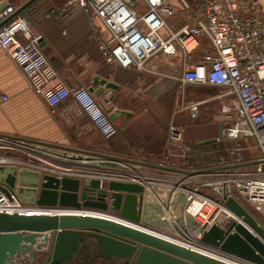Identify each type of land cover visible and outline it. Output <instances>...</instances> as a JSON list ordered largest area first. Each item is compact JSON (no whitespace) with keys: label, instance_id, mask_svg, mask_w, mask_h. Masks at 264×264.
I'll return each mask as SVG.
<instances>
[{"label":"built area","instance_id":"obj_1","mask_svg":"<svg viewBox=\"0 0 264 264\" xmlns=\"http://www.w3.org/2000/svg\"><path fill=\"white\" fill-rule=\"evenodd\" d=\"M139 1L66 0L64 7L52 10V13H66L69 8L78 6L84 13L97 16L109 33L108 39L98 38L103 58L108 64H116L125 69L144 70L146 62L156 54L175 56L182 53L184 59H189L199 47V37H206L213 52L205 53L199 63L184 71L181 82L184 86L220 87L223 90L220 98L227 100L222 113L230 122L223 129L222 139L237 143L254 139L264 155V0H196L198 7L195 9L187 0H175L174 3L173 0ZM180 4L186 9L187 22L180 28L173 29L167 24V19L179 15ZM15 13L16 8L8 6L0 12V23ZM0 51L10 55L27 77L30 87L49 106L54 108L72 98L79 113L88 116L105 140L117 136L118 127L107 111V107L112 105L110 99L103 105L87 87L70 89L43 53L40 37L32 35L24 19L15 16L0 27ZM8 99L7 95L0 93V105ZM191 111L193 117H196L198 106H193ZM170 140L176 145L181 142V135L175 127L171 128ZM1 141L4 139L1 138ZM10 147L13 149L23 146L16 141ZM10 147L4 148L0 143V150H10ZM35 155L40 160L29 166L45 171L49 176L99 180L101 188H104L107 179L110 182L138 184L144 188L160 186L187 193L192 200L185 211L199 222V226L191 234V240L196 246H200L204 233L215 225L227 230L234 223L241 224L264 243V239L248 223L226 207V199L214 188L221 185L225 192L230 187L228 197L231 196L242 204L240 198H243L246 205L264 215V156L251 164H245L246 161L207 171L211 174V179L198 182L195 177L199 175L194 174V171L187 173L183 181L150 179L141 175L138 170L125 173L116 168L62 165L58 161L56 164L52 159ZM1 165L28 166L18 159L3 155L0 156ZM159 166L163 169L168 167L164 164ZM206 188L213 190L218 197L202 193V189ZM12 198L13 202H10L0 192V214H31L47 210L37 206L22 207L16 195L12 194ZM196 200L200 209L192 214L189 209ZM22 209L28 211L21 212ZM258 224L264 229V226ZM235 232L233 229L231 233ZM220 253L224 252L220 250ZM228 255L233 256L229 260L236 264H258ZM222 262L233 264L224 260Z\"/></svg>","mask_w":264,"mask_h":264},{"label":"crops","instance_id":"obj_2","mask_svg":"<svg viewBox=\"0 0 264 264\" xmlns=\"http://www.w3.org/2000/svg\"><path fill=\"white\" fill-rule=\"evenodd\" d=\"M29 1L0 0V3L6 2L17 11ZM65 1L37 0L16 18L24 19L32 35L40 37L45 44L43 53L70 89L89 88L97 76L107 79L119 89H105L97 97L98 100L105 105L110 99L112 105L107 110L114 106L131 115L119 116L114 121L118 127L117 136L105 140L88 116L79 113L72 98L54 108L49 106L30 87L27 77L10 55L0 51V93L9 98L0 105V143L4 148L20 139L86 151L144 165L134 164L139 167L134 169L128 166L116 168L120 172L138 170L150 179L168 178L174 181H183L187 173L195 171L184 166L197 165L200 156H206L210 164L208 169L202 170L204 172L240 162L251 164L255 160L238 154L243 152L238 150L243 148L241 142L223 138L217 143H204L218 139L221 131L230 125L222 113L227 100L220 98L223 91L220 87L184 86L181 82L184 71L199 63L205 53L213 52L206 37H199V47L189 59H184L182 53L175 56L156 54L146 62L144 70L125 69L108 64L103 58L98 38L108 39L109 33L97 16L84 13L78 6L69 8L66 13H52V10L64 7ZM190 5L194 9L198 7L196 0H192ZM186 18V14H182V18L176 19L178 21L169 27L180 28L187 22ZM180 20L184 23L180 24ZM163 33L166 34V31ZM195 105L199 111L193 117L191 109ZM172 127L181 135V142L177 145L170 140ZM19 148L0 150V156L11 158L31 150L52 159L35 149ZM161 164L168 167L163 169L159 166ZM18 169L22 168L18 166ZM211 177L207 172L196 176L195 181L207 182ZM203 190L202 193H205ZM211 191L210 194L218 197ZM15 264H18L17 261Z\"/></svg>","mask_w":264,"mask_h":264},{"label":"water","instance_id":"obj_3","mask_svg":"<svg viewBox=\"0 0 264 264\" xmlns=\"http://www.w3.org/2000/svg\"><path fill=\"white\" fill-rule=\"evenodd\" d=\"M35 1L30 0L23 5L14 15L0 23V27ZM7 7L8 3L1 2L0 12ZM44 46L40 41V47ZM105 89L117 91L119 87L97 76L88 88L96 97ZM107 111L113 121L121 115H131L114 106ZM222 132L218 139L204 143L221 141ZM17 143L67 164L96 168H139L134 165L139 163L116 157L20 139ZM139 165L144 166L142 163ZM214 188L226 199V207L264 239V229L258 221L240 201L228 197L230 187L225 192L221 185ZM0 192L10 202H13L14 194L23 204L58 211L50 214L46 211L0 214V264H15L13 262L16 259L19 264H68L87 246L92 252L87 264H104L99 260L106 264H227L116 220L88 214H111L191 241V234L199 222L185 211L192 200L185 192L160 186L144 188L138 184L114 181L104 188H101L99 180H88L81 185L80 180L42 177L38 172L26 169L19 171L16 166H0ZM69 209L83 213L63 212ZM233 229L235 233H231ZM42 236V241H38ZM200 243L204 247L219 248L224 253L264 264V243L241 224L234 223L227 230L215 225L204 233ZM32 246L48 249L34 251ZM24 255L27 259H21Z\"/></svg>","mask_w":264,"mask_h":264},{"label":"rangeland","instance_id":"obj_4","mask_svg":"<svg viewBox=\"0 0 264 264\" xmlns=\"http://www.w3.org/2000/svg\"><path fill=\"white\" fill-rule=\"evenodd\" d=\"M136 2H140L139 0H135ZM175 2V0H173V3ZM187 2L189 4H192V0H187ZM142 5V4H141ZM178 11H179V15L181 14L180 17H176L175 19L173 18H168L167 19V24L170 26V24H173L175 21H178L180 18H182V14L184 15L185 12H186V9L180 4L178 5ZM178 19V20H176ZM183 20H180V24H183ZM181 26V25H180ZM250 141V143H249ZM241 145L243 147V152L242 153H238L240 156H244V158L246 159H258L262 156H264L261 151V149L259 148L257 142L254 140V139H249V140H243L241 142ZM30 153V154H29ZM27 154H22V153H17V155L14 157L12 156L11 158H16L18 160H20L22 163H25L27 164L28 166H24V167H21L23 169H26V170H29V171H33V172H38L40 173V175L42 177L44 176H49V175H46L47 172L45 171H42L39 169H35V168H32V166H29V165H34V162L37 163V160H40L38 157H36V155L32 152H29ZM253 157V158H252ZM10 158V157H9ZM38 158V159H37ZM44 159H47L44 157ZM199 160H200V163H198L197 165H190V164H186L184 167H189L193 170H195L194 174H197V175H202L203 173H206L202 170H205V169H208L209 168V163H207V158L206 156H200L199 157ZM39 162V161H38ZM57 164V162H56ZM8 166V165H7ZM12 166H15V165H12ZM18 167V166H17ZM208 167V168H207ZM102 168H106V167H102ZM19 170V169H18ZM45 173V174H44ZM53 177V176H52ZM54 178L58 179V180H63V179H72V180H80L81 182V185H83V183L85 181H88V180H93V179H89V178H81V177H76V178H58V177H55ZM42 182V180H41ZM109 180L105 179V183H104V186L108 185L109 184ZM206 194H210L212 191L211 189H204L203 190ZM208 192V193H207ZM241 201H243V204L245 205L246 209L250 212V214L258 221V223H260L262 226H264V215L255 211V209L251 206H248L246 205V203L244 202L243 198H240ZM19 205H21L22 207H34L35 205H26V204H23L19 201ZM100 217H104V216H101ZM109 218V217H107ZM114 220V219H113ZM117 221V220H116ZM157 230V229H156Z\"/></svg>","mask_w":264,"mask_h":264},{"label":"bare ground","instance_id":"obj_5","mask_svg":"<svg viewBox=\"0 0 264 264\" xmlns=\"http://www.w3.org/2000/svg\"><path fill=\"white\" fill-rule=\"evenodd\" d=\"M200 209V204H199V202L196 200L194 203H193V205H191V207H190V209H189V212L190 213H192V214H194L195 212H197L198 210ZM21 212H26V211H28V210H20ZM71 212V213H74V214H80V213H83V211H78V210H75V209H69V210H64L63 212ZM54 212H58V211H55V210H46V213H54ZM85 213H88V212H85ZM88 214H90V215H92V216H99L100 217V215L101 216H106V217H109V219H114V220H117L118 222H121V223H124V224H127V225H129V226H131V227H134V228H136V229H139V230H142V231H144V232H147V233H150V234H153V235H156V236H158V237H161V238H164V239H167V240H171V241H174V242H176V243H178V244H181V245H183V246H185V247H189V248H191V249H193V251H197V252H200V253H202V254H204V255H207V256H210V257H212V258H215V259H220V261H226V262H231L230 260H229V258H231V257H233V256H229L228 254H225V253H223V254H221L220 253V250H218V249H210L209 247H204V246H202L201 245V243H200V246H196L195 245V243H194V241H186V240H184V239H179V238H176L175 236H172L171 234H168V233H165V232H163V231H158V229L157 230H154V229H152V228H150V226H142V225H139V224H134V223H132V222H130V221H127V220H122V219H120L119 217H116V216H114V215H111V214H103V213H98V212H90V213H88ZM149 227V228H148ZM42 239H43V236L42 237H40L39 239H38V241H42ZM33 247V249H34V251H38V250H42V249H48V248H46V247H44V246H42L41 248H38L37 246H32ZM202 247H204V248H202ZM207 249H209V250H207ZM215 250V251H214ZM216 251H219V252H216ZM27 256H22V258L21 259H27L26 258ZM15 261H17V263L19 264V260L18 259H16ZM15 261L13 262V263H15ZM27 263H28V261H27ZM231 263H233V264H236V263H234V262H231Z\"/></svg>","mask_w":264,"mask_h":264},{"label":"flooded vegetation","instance_id":"obj_6","mask_svg":"<svg viewBox=\"0 0 264 264\" xmlns=\"http://www.w3.org/2000/svg\"><path fill=\"white\" fill-rule=\"evenodd\" d=\"M91 248L90 247H84L80 250L78 255L74 257V260L68 264H87V258L91 256ZM99 262L106 264L107 262L99 260Z\"/></svg>","mask_w":264,"mask_h":264}]
</instances>
